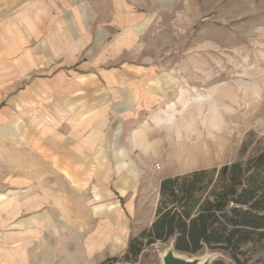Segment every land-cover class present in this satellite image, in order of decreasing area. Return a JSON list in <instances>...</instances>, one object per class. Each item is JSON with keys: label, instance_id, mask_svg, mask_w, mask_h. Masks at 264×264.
Here are the masks:
<instances>
[{"label": "rangeland", "instance_id": "obj_1", "mask_svg": "<svg viewBox=\"0 0 264 264\" xmlns=\"http://www.w3.org/2000/svg\"><path fill=\"white\" fill-rule=\"evenodd\" d=\"M80 4L95 12L93 30L99 25L105 35L114 34L116 17L127 15L126 44L111 37L93 46L88 43L79 59L86 60L93 51L102 62L78 64L72 73L84 88L95 86L91 74L104 77L101 87L114 83V78L113 87L125 81L127 113L122 125H127V134L100 139L99 153L114 157L116 174L107 182L101 180L97 191L68 190L66 196L62 191L61 199L59 177L44 178L54 192L50 204L34 211L35 234L24 264L122 259L130 240L155 220L162 180L246 164L264 150V0H82ZM119 73H126V79L120 80ZM108 114L106 127L113 122ZM43 129L36 128V136L48 139H6L11 138V129L3 135L0 183L27 166L28 154L36 153V168L49 172L59 167L56 157L67 146L69 152L84 146L83 139H60L66 129L52 128L46 136ZM27 133L25 128L21 137ZM49 155L53 158L47 159ZM107 209L110 214L116 210L113 239L102 238L105 225L91 219V213L93 218L107 219ZM170 248L171 243L148 246L137 264H163ZM181 254L233 263L231 254L222 249ZM241 258L247 264H264V239L244 247Z\"/></svg>", "mask_w": 264, "mask_h": 264}, {"label": "crops", "instance_id": "obj_2", "mask_svg": "<svg viewBox=\"0 0 264 264\" xmlns=\"http://www.w3.org/2000/svg\"><path fill=\"white\" fill-rule=\"evenodd\" d=\"M80 3L82 0H0V143L9 129L12 135L6 139H48V130L58 128L66 129L65 137L60 134V139L84 140L80 141L83 147L77 146L80 150L69 152L67 146L60 152L56 157L59 167L50 168L49 172L36 168L37 156L31 153L25 168H17L11 177L1 180L0 264H20L21 259L26 263L25 255H29L35 234L34 211L37 206L50 204L54 192L44 179L47 175L59 177L62 199L68 190L97 191L101 180L107 182L110 175L116 174L114 157L100 155L99 145L100 139H121L120 133L127 134V125H122L123 115L127 113V85L124 81L123 85L113 87L117 80L114 78V83H109L112 86L107 82L101 87L100 79L104 77L91 74L96 84L84 88L72 73H76L78 64L102 62L93 51L88 52L86 60L79 59L88 43L92 42L93 46L111 37L126 44L127 27L123 26L127 15L116 17L112 26L114 34L105 35L106 31L99 25L93 30L97 15ZM65 65L73 66L64 69ZM119 74L123 76L118 77L120 80L126 79V73ZM108 80L111 81L110 77ZM24 82L25 87H21ZM114 95L121 98L114 100ZM108 111L113 122L106 127ZM25 128L26 138L21 137ZM36 128H44L47 137L36 136ZM51 156L47 159H52ZM95 210L100 212L98 206ZM111 211L107 209L108 213ZM114 211L107 219L93 218L91 213L94 223L105 225L102 238L116 236ZM122 224L126 232V222L123 220Z\"/></svg>", "mask_w": 264, "mask_h": 264}, {"label": "trees", "instance_id": "obj_3", "mask_svg": "<svg viewBox=\"0 0 264 264\" xmlns=\"http://www.w3.org/2000/svg\"><path fill=\"white\" fill-rule=\"evenodd\" d=\"M264 239V150L246 164L165 178L151 226L130 240L127 253L102 264H137L148 246L171 243L180 253L196 255L222 249L233 263L243 261V248ZM213 264H227L216 261Z\"/></svg>", "mask_w": 264, "mask_h": 264}, {"label": "water", "instance_id": "obj_4", "mask_svg": "<svg viewBox=\"0 0 264 264\" xmlns=\"http://www.w3.org/2000/svg\"><path fill=\"white\" fill-rule=\"evenodd\" d=\"M176 253L179 252L176 250L175 243L173 241L171 242V248L163 256V264H213L212 257H208V258L206 257V260L201 262L202 259L190 258V257L183 258L177 256Z\"/></svg>", "mask_w": 264, "mask_h": 264}, {"label": "bare ground", "instance_id": "obj_5", "mask_svg": "<svg viewBox=\"0 0 264 264\" xmlns=\"http://www.w3.org/2000/svg\"><path fill=\"white\" fill-rule=\"evenodd\" d=\"M177 254V256H180V257H183V258H187L186 256H184V255H182V254H179V253H176ZM206 260V258H203L202 260H201V262H203V261H205Z\"/></svg>", "mask_w": 264, "mask_h": 264}]
</instances>
